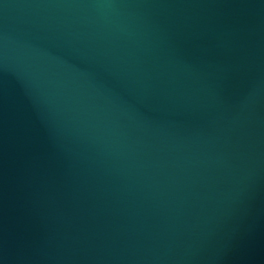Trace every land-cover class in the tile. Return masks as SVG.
Masks as SVG:
<instances>
[{"label":"water","instance_id":"water-1","mask_svg":"<svg viewBox=\"0 0 264 264\" xmlns=\"http://www.w3.org/2000/svg\"><path fill=\"white\" fill-rule=\"evenodd\" d=\"M0 264H264V0H0Z\"/></svg>","mask_w":264,"mask_h":264}]
</instances>
